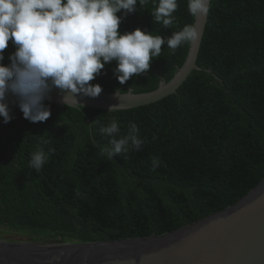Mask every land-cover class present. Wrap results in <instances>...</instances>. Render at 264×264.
Here are the masks:
<instances>
[{"label": "trees", "instance_id": "1", "mask_svg": "<svg viewBox=\"0 0 264 264\" xmlns=\"http://www.w3.org/2000/svg\"><path fill=\"white\" fill-rule=\"evenodd\" d=\"M187 3L178 0L169 28L151 15L158 0L138 4L119 30L170 37L194 25ZM161 47L147 74L121 85L112 62L90 83L104 93L155 91L183 67L190 44L175 54ZM14 50L10 41L5 65ZM196 65L202 71H193L175 95L131 110L46 103L49 119L31 123L11 108L10 122L0 118V228L34 244L144 239L244 198L264 177V0H212ZM113 118L122 134L135 123L144 143L108 160L100 151L108 138L99 128ZM38 147L48 154L39 172L28 167ZM153 157L161 162L155 170Z\"/></svg>", "mask_w": 264, "mask_h": 264}, {"label": "clouds", "instance_id": "2", "mask_svg": "<svg viewBox=\"0 0 264 264\" xmlns=\"http://www.w3.org/2000/svg\"><path fill=\"white\" fill-rule=\"evenodd\" d=\"M149 0H0V118L4 123L14 117L8 94L15 97L16 107L31 123L45 122L51 116L46 100L55 88L81 104L76 97L96 98L103 91L90 83L107 64L115 62L113 75L123 85L130 78L148 73L152 60L160 57L162 45L173 54L184 44L200 38L198 29L186 24L170 37L153 36L136 28L120 32L127 15ZM155 3V0H153ZM212 0H188L193 17L206 18ZM178 0H158L152 17L165 28L174 24ZM117 13H121L117 15ZM11 41L14 52L3 63ZM116 95V92H115ZM99 132L108 138L100 149L108 160L140 150L144 141L139 128L130 123L126 134L113 118ZM155 139V138H154ZM42 143H47L42 140ZM48 160L43 148L30 154L28 167L39 172ZM157 157L152 169L160 166Z\"/></svg>", "mask_w": 264, "mask_h": 264}, {"label": "water", "instance_id": "3", "mask_svg": "<svg viewBox=\"0 0 264 264\" xmlns=\"http://www.w3.org/2000/svg\"><path fill=\"white\" fill-rule=\"evenodd\" d=\"M207 17H195L199 40L190 43L186 61L174 78L166 84L160 82L155 91L101 92L96 98L76 97L78 104L71 98L63 102L64 93L54 88L45 103L114 112L148 106L175 95L193 71H202L196 62ZM7 99L10 108L16 107L15 97L9 93ZM0 264H264V177L236 204L163 236L75 244L0 240Z\"/></svg>", "mask_w": 264, "mask_h": 264}, {"label": "rangeland", "instance_id": "4", "mask_svg": "<svg viewBox=\"0 0 264 264\" xmlns=\"http://www.w3.org/2000/svg\"><path fill=\"white\" fill-rule=\"evenodd\" d=\"M0 240L12 243H29V238L24 234L10 232L5 228H0Z\"/></svg>", "mask_w": 264, "mask_h": 264}]
</instances>
